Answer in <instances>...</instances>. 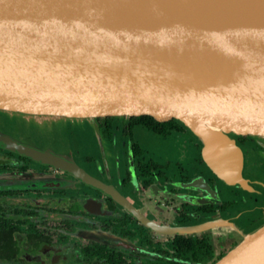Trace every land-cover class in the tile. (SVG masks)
Listing matches in <instances>:
<instances>
[{
	"label": "water",
	"instance_id": "water-1",
	"mask_svg": "<svg viewBox=\"0 0 264 264\" xmlns=\"http://www.w3.org/2000/svg\"><path fill=\"white\" fill-rule=\"evenodd\" d=\"M0 112L175 122L216 175L240 184L229 136L264 140V33L231 0H0ZM62 162L51 165L88 182ZM143 222L164 234L219 225ZM228 228L236 243L214 264H264V224Z\"/></svg>",
	"mask_w": 264,
	"mask_h": 264
},
{
	"label": "flooded vegetation",
	"instance_id": "flooded-vegetation-1",
	"mask_svg": "<svg viewBox=\"0 0 264 264\" xmlns=\"http://www.w3.org/2000/svg\"><path fill=\"white\" fill-rule=\"evenodd\" d=\"M8 116L20 118L30 132L19 136L3 130ZM134 119L67 120L0 112V136L7 139L0 141V264H208L236 243L220 231L234 226L250 233L264 224V140L229 136L241 156L242 183L228 184L207 165L195 137L188 139L186 152L163 150V142L184 134V128L163 135ZM47 134L58 139L60 148L43 142ZM148 134L160 147L143 141ZM47 155L73 165L88 182L51 165L63 162ZM28 174L48 180L41 186L18 181ZM46 192L55 197L34 207L35 194ZM143 221L175 230L219 225L164 234ZM155 235L164 236L163 241ZM177 237L187 246L205 244L198 261L191 252L173 250ZM100 251L108 261L99 257Z\"/></svg>",
	"mask_w": 264,
	"mask_h": 264
},
{
	"label": "rangeland",
	"instance_id": "rangeland-1",
	"mask_svg": "<svg viewBox=\"0 0 264 264\" xmlns=\"http://www.w3.org/2000/svg\"><path fill=\"white\" fill-rule=\"evenodd\" d=\"M6 120H8L9 122L7 121L8 123L6 125L2 126L3 130H5V131H7L9 133H12V134H17L19 136L26 135L27 133L30 132V127L25 122H23L20 118L13 117V116H8V118H6ZM93 124H95V122ZM148 136L151 137V138H148ZM190 137H195V136L190 134L187 130H185L184 134H182V135L181 134H179V135H174L173 134L170 138L166 139V141L163 142V145L167 146V147H164L163 150L169 151V150L173 149L175 151V150H177L179 148L178 150H179L180 153L186 152V149H187L186 147L188 146V141L190 140ZM142 138H143V141H148L149 142V144H150L149 146L158 145L160 147V144H157V139L156 138H152V136H150L149 134L146 137L147 140L144 137H142ZM195 138L198 140L197 137H195ZM44 141H46L47 143H50V145H52L54 148H60L61 144L59 143L58 139H56L54 136H51V135L47 134L44 137V139H43V142ZM96 151H97V153H101L100 149H97ZM101 166H102V164H101ZM98 168H100V167H98ZM52 177L54 179L53 181L55 182V179H57L56 176H55V178H54V176H52ZM17 179H18V181L20 183H23V184L24 183H28V180L29 181L34 180L38 184V186H41L40 184L43 183V181L48 180V177L39 178V176H36V175L33 176L32 174L31 175L28 174V175L19 176V178H17ZM224 183H226V182H224ZM31 196H34V195H31ZM35 196H36V200L32 201V204L34 205V207L38 208V207L42 206V204L44 203L43 201H46L49 197L54 198L55 194L54 193L50 194V192H46L45 195L35 194ZM33 198H35V197H31L30 199H33ZM170 206L171 205L168 204V205H165V207H164L168 213L171 210ZM161 208L163 209V207H161ZM40 213L42 214V211ZM53 222L55 223V220ZM228 229L232 230V228H227V229L222 230L220 232L228 240L234 239V241H235L236 240V236H235V233H234L235 231H233L234 229L232 230L234 235H230ZM243 233H245V232H243ZM154 237L156 238V240H160V241H163L162 239L164 238V236H161V235H155ZM224 251H226V250H224Z\"/></svg>",
	"mask_w": 264,
	"mask_h": 264
},
{
	"label": "bare ground",
	"instance_id": "bare-ground-1",
	"mask_svg": "<svg viewBox=\"0 0 264 264\" xmlns=\"http://www.w3.org/2000/svg\"><path fill=\"white\" fill-rule=\"evenodd\" d=\"M239 11L247 16V18L253 23L254 26L264 33V0H231ZM157 17H171L170 14L159 11ZM166 20V19H165ZM207 128V126H205ZM211 131H217L214 128L208 127ZM203 138V137H202ZM7 140L0 136V141ZM9 144L15 145L8 140ZM16 146V145H15ZM49 156V155H47ZM50 160L62 161L59 158L49 156ZM54 164V163H53Z\"/></svg>",
	"mask_w": 264,
	"mask_h": 264
},
{
	"label": "trees",
	"instance_id": "trees-1",
	"mask_svg": "<svg viewBox=\"0 0 264 264\" xmlns=\"http://www.w3.org/2000/svg\"><path fill=\"white\" fill-rule=\"evenodd\" d=\"M134 122L141 123V124L145 125L149 130H152L154 132H157V133H160L163 135H166L167 130H169L171 128L183 129V127L180 125H179L180 126L179 127L177 123H173V125H170L167 123H158V122H155L153 119H149V118H137V119H134ZM187 243L188 242L186 240H184V238L177 237L176 241L173 245V248H174L173 250L179 254L185 253V252H191L194 255L195 261H198L196 255L198 253H201V250L205 249V244L201 246L200 243H196V244L187 246L186 245ZM99 257L100 258H102V257L106 258V261H108V258H109V256H104L101 251H100ZM216 261L210 262L208 264H214Z\"/></svg>",
	"mask_w": 264,
	"mask_h": 264
}]
</instances>
